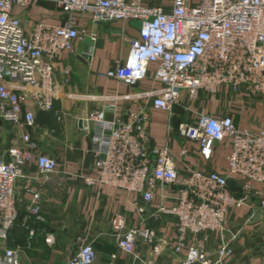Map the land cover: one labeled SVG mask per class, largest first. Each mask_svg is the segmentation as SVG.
Segmentation results:
<instances>
[{"label": "built area", "instance_id": "2783aa9c", "mask_svg": "<svg viewBox=\"0 0 264 264\" xmlns=\"http://www.w3.org/2000/svg\"><path fill=\"white\" fill-rule=\"evenodd\" d=\"M38 2L59 9L60 22L22 20L18 10ZM76 13L87 14L92 22L135 21L137 33L129 40L127 54L102 75L127 87L150 75L161 85L139 95L89 98L102 103L79 116L92 170L82 175L83 182L129 192L138 213L154 203V220L171 216L173 250L184 252L178 264H221L233 249L227 242L208 249L209 234L222 231L229 209L241 205L250 192L264 206V188L256 185L264 184V127L251 131L239 128L230 115L196 113L194 122L178 124L182 142L175 154L168 143H150L147 108L172 113L182 91L193 100L200 91L215 93L219 85L263 91L264 0H0V120L17 129L20 138V143L5 147V158L0 157V264H18V246L7 243V234L16 217L15 182L24 176L25 164L33 159L40 174L59 170L53 156L35 151L30 129L34 109H52L54 61L70 51L75 40L95 38L77 25ZM60 71L62 82H67L69 67L64 64ZM120 101H126L125 118ZM55 115L58 119L59 113ZM225 140L231 145L225 171L189 164L184 171L178 168L180 157L189 152L186 141L208 158L215 143ZM67 174L63 171L61 180ZM231 178L240 194L229 186ZM39 197V190L31 191L23 220L43 219ZM110 225L117 248L127 254H133L138 242L156 239L144 217L125 225L123 214L115 213ZM26 227L29 243L34 228ZM40 232L46 244L53 241L51 231L41 227ZM78 241L62 264H97L91 243ZM116 256L111 252L106 264H114Z\"/></svg>", "mask_w": 264, "mask_h": 264}, {"label": "crops", "instance_id": "0c3cea01", "mask_svg": "<svg viewBox=\"0 0 264 264\" xmlns=\"http://www.w3.org/2000/svg\"><path fill=\"white\" fill-rule=\"evenodd\" d=\"M24 21L38 20L57 24L63 17L59 9L47 2H38L18 10ZM77 25L95 33L90 40L84 37L75 40L70 51L62 52V58L54 61L53 103L51 110L34 109L35 124L30 129L36 142L35 151L53 156L58 172L40 174L33 159L24 166V176L15 182L17 219L10 227L7 243L18 246V264H62L79 246L78 238L91 243L95 262L106 264L111 252H116L114 264H178L183 251H174L175 240L173 219L163 216L154 220L150 211L154 203L145 204L138 213L130 203V193L109 185H86L82 175L91 174V161L85 151L88 139L78 125L79 116L100 100H90L113 94L139 95L161 85L147 75L132 87H127L102 75L116 60L128 52L129 40L137 33V23L132 20L92 22L85 13H76ZM89 51V53H88ZM69 67L68 81L62 82L61 67ZM126 101L119 102L121 117L125 118ZM187 106L189 110H185ZM150 114L148 133L150 143H168L178 154L182 139L177 127L182 122H194L196 113L214 116L230 115L239 128L257 131L264 127V90L254 91L241 87L238 91L226 85H219L215 93L200 91L196 99L190 100L185 91L181 92L180 103L174 105L172 113L147 108ZM59 113V118H56ZM11 142L20 143L19 131L0 120V157L5 158L4 149ZM189 152L180 157L178 168L184 171L186 164L197 168L226 170V156L230 151V140L216 142L211 155L202 157L192 141H186ZM68 174L61 180L60 174ZM233 189L240 194L236 179ZM264 188V184H256ZM40 192V214L44 228L53 233V241L46 244L42 234L37 232L29 243L21 238L22 215L30 204L31 191ZM121 213L125 225L136 223L144 217L156 234L152 242L140 241L133 254L120 251L115 243L110 220L113 214ZM25 215V214H24ZM162 239L163 242H159ZM227 242L233 252L221 264H264V206L259 196L250 192L239 206H232L227 212L224 228L210 233L206 247L213 249L217 244ZM158 245L154 251L153 246Z\"/></svg>", "mask_w": 264, "mask_h": 264}, {"label": "trees", "instance_id": "16d2710c", "mask_svg": "<svg viewBox=\"0 0 264 264\" xmlns=\"http://www.w3.org/2000/svg\"><path fill=\"white\" fill-rule=\"evenodd\" d=\"M229 186L231 188H233V184L234 182L232 180H229ZM25 214V213H24ZM24 214L22 215V222H20L21 224V227L23 228L22 230V233H21V238L25 239L26 240V235H27V226H32L34 228V235L32 236V239L35 238V235L37 232H40V228L41 227H44V223L42 222V220H38V219H35L34 217L32 216H28L25 218V220H23V216ZM17 215V214H16ZM17 219V216L15 217V220ZM14 220V221H15ZM11 229V228H10ZM10 229L8 230V234H7V237H9V232H10ZM41 233V232H40ZM31 239V240H32Z\"/></svg>", "mask_w": 264, "mask_h": 264}, {"label": "water", "instance_id": "95a60500", "mask_svg": "<svg viewBox=\"0 0 264 264\" xmlns=\"http://www.w3.org/2000/svg\"><path fill=\"white\" fill-rule=\"evenodd\" d=\"M78 125H80V120H78Z\"/></svg>", "mask_w": 264, "mask_h": 264}]
</instances>
